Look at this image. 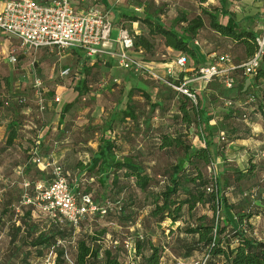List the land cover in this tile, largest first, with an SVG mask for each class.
Listing matches in <instances>:
<instances>
[{
    "label": "rangeland",
    "instance_id": "obj_1",
    "mask_svg": "<svg viewBox=\"0 0 264 264\" xmlns=\"http://www.w3.org/2000/svg\"><path fill=\"white\" fill-rule=\"evenodd\" d=\"M105 1L106 3L104 0H89L83 9L97 4L105 9L114 26L111 34L113 40L118 38V27L122 26L131 36H145L155 43L154 55L138 52L137 57L143 62L147 60L157 62L176 57L165 48L162 39L149 36L146 25L141 22L130 23L118 13L135 14L142 19L148 13L156 18L155 22H162L166 28L175 26L180 31L187 26V22L181 20L183 17L192 20L202 16L208 24L203 9L220 6L217 0H210L203 5L197 0ZM225 1L224 7L234 19L252 16V19L242 20L241 25L261 34L264 0ZM137 8H141V11H136ZM115 10L118 13L114 12ZM256 14L260 16L253 17ZM221 21L227 23V18L221 17ZM211 33L212 31L207 28L198 34L199 45L196 47L201 50L205 49V46L209 47L207 48L209 52L204 50L202 54L203 60L198 61L200 66H207L213 62L211 54L228 53L236 66L246 62L248 57L243 45ZM79 53L75 54L70 50L61 54L44 53L41 57L28 53L29 61L15 64L5 63L1 56L0 264H20L19 258L11 257L13 247L10 242L13 225L17 227L24 225V221L29 223L33 221V224L42 230L48 228L56 219L54 214L57 215L58 212H51L49 203L41 198L36 187L43 184L38 171L47 169V175L53 179V171L57 167L62 169L68 186L76 197L77 205L82 203L83 197L86 196L85 192L90 191L88 197L97 208L110 210L107 215L97 211L93 214L89 213L75 228L72 238L59 241L58 246L66 252V264H75L78 241H90L92 237H98L103 230L107 232L104 236H99L102 247L112 249L126 263L133 261L136 242L142 236L145 244L151 242L156 247L164 248V252L170 255L169 259L175 264H202L206 258L205 252L198 250L191 257H187L188 246L192 244L193 238L184 231L194 223V218L204 214L211 215L206 208L198 206L193 213V219H190L185 211V220L176 224L171 221L157 224L149 217L152 200H145V196L129 181L121 182V186L128 189L119 197L120 203H116L114 200L118 198L113 197V193L108 190L107 193L95 176L87 173L80 176L76 169L78 163H83L84 166L89 163L92 152L97 150L100 137L105 135L116 140V153L119 158L133 156L144 165L153 179L149 191L159 192L166 185L167 170L181 157V153L177 150L160 149L161 134L179 133L194 147L204 145L201 130L196 125L188 129L181 123L179 112L181 95L146 71L134 76L116 65L114 60L93 61L83 52ZM209 56L211 58H208ZM24 66L26 70L23 69ZM192 66L189 61L187 69ZM68 68L71 70L70 74L62 76V71ZM88 68H90L89 73H86L85 69ZM24 72L27 75L26 80L22 82ZM180 72L181 70L177 69L176 78ZM253 78L254 76H245L240 71L232 89L226 88L222 80H214L205 87L204 99L201 96L198 99H202L199 102L203 103V107L212 117L211 130L204 128L202 134L208 139H213L214 144L211 146L213 153L224 152V157L216 156L211 170L208 166H202V169L206 177L212 179L210 185L212 189H215L214 181L217 177L223 183V195L230 208L225 210L223 207L216 221L221 226L228 227L230 236L225 243L228 249L230 246L228 242L234 238L233 224L236 225L239 215H250L252 219L250 223L253 225L249 224L248 218H245L244 222H247L245 228L251 227L252 232L255 231L259 238L264 239V144L261 143L257 148L258 151L254 152L255 163L252 164L250 160L247 166L248 156L241 155V150L229 148L230 141L227 140L234 131L239 135L248 136L254 124L264 128L262 122L264 83L255 84ZM36 79L41 80L45 87L44 113H41L37 106L33 88ZM82 79L87 80L88 91L79 95L75 88ZM133 86L142 89L135 91L133 97L137 119L129 118L124 122L117 120L110 126L109 120L113 110L118 106L126 108V92ZM202 87H204L202 84L194 85V89H202ZM142 93L148 95L149 99ZM201 95L203 96V93ZM56 97L60 98L59 103L55 102ZM22 99L23 103L20 102ZM158 102L162 103V106L153 110L151 106ZM229 102L232 103L231 106L227 104ZM68 104L70 107L64 111ZM244 115L248 120L243 118ZM11 121L16 124L18 138L13 146L8 147V124ZM259 139L258 137L257 140ZM249 156L252 157V154ZM38 159L41 164L49 166L44 168L38 163ZM247 167H255L257 172L254 175L243 173L242 171ZM238 173L244 174L242 180H238ZM257 186L260 188L257 200H251L243 195ZM10 197L13 198L12 206L8 214L2 218L5 201ZM132 200H136V204L133 207L128 206ZM122 206H127L126 215L131 217L129 222L124 223L120 220ZM29 211L32 213L31 222L26 218V213ZM126 243L132 245L131 251L127 250ZM51 250H44V256L41 258L31 257L28 264L51 263L54 259V254H50Z\"/></svg>",
    "mask_w": 264,
    "mask_h": 264
},
{
    "label": "trees",
    "instance_id": "obj_2",
    "mask_svg": "<svg viewBox=\"0 0 264 264\" xmlns=\"http://www.w3.org/2000/svg\"><path fill=\"white\" fill-rule=\"evenodd\" d=\"M197 1L203 5L210 0ZM217 1L220 2L219 7H205L203 9V13L208 18V24L202 16H197L192 20H187L183 17L181 20L182 22H187V26L180 31L175 26L166 28L162 22H155L156 18L148 13L142 19L135 14L130 15L126 12L118 13L117 10L114 12H117L119 16L124 17L130 23L141 22L146 25L149 30V36L162 39L165 48L171 49L176 58L178 56H184L187 62L195 60L196 46L194 42L197 41L198 34L201 30L209 28L223 39H231L236 44L243 45L248 57L247 62L260 49L257 40L261 35L253 29L241 25L242 20L247 18L252 19V16H246V18H240L239 20L234 19L224 7L226 1ZM104 2L106 3L105 0ZM259 16L256 14L253 17L258 18ZM221 17H226L227 23H223ZM133 49L136 52L142 51L145 54L154 55L155 43H152L145 36H134ZM71 51L75 54L82 52L78 49ZM173 61L175 60L173 59ZM89 70L90 68L85 69L86 73H89ZM240 71L243 73V70L238 68L233 71L232 75L236 78ZM188 75V71H181L177 79L168 77L167 80L174 85H179L184 77ZM131 76L133 78V75ZM253 81L255 84L264 82V47L260 57V67ZM86 87L87 80L82 79L78 81L75 90L79 95H82L88 91ZM141 90L138 86H133L128 89L126 92V108L118 106L113 110L109 120L110 126L117 120L124 122L129 118L132 120L137 119L133 97L135 91ZM142 94L149 99L148 95L145 93ZM200 100H198L197 105H194L185 96L181 95L179 112L181 114V123L186 128L190 129L192 125H196L201 130V139L204 141V145L194 147L179 133L175 135L161 134L160 149L164 151L177 150L181 153V157L175 165L167 170L166 185L159 192L154 193L149 191L153 179L144 165L133 156L119 158L116 153V140L105 135L100 137L97 150L92 152L89 166L85 168L83 163H78L76 169L80 171V176L85 173L95 176L99 185L106 189L105 191L107 193L110 191L113 193V197L118 198V200H114L116 203H120L119 197L128 189V187H122L121 182L129 181L137 191L145 196V200H152V210L149 213V217L157 224H163L166 221H171L173 224H176L181 220H185V211L188 217L193 219V213L198 206L206 208L207 211L211 212V215L204 214L194 218V223L190 224L184 231L188 236L193 238L192 244L188 246L187 257H191L194 252L199 250L205 252V257H207L205 264H264V241L257 239L253 235L251 227L246 229L244 226L247 223L244 222L245 218H248V222L251 224L250 215H239L238 222H236V225L233 224L232 235H234V238L231 242H228L230 245L229 249L225 246L230 236L227 231L228 227L221 226L216 221L223 207L225 210L230 208L227 199L223 195V183L217 177L214 181L215 189L209 191L208 189L211 188L212 179L207 178L202 169V166L207 167L214 163L216 156L224 157V152L219 151L213 153L211 149V146L214 144L213 139H208L202 134V129L204 128L205 130H211L210 123L212 117L205 107H203V103L199 102ZM161 106L162 103L158 102L151 107L155 110ZM65 107L66 109L64 111H67L70 105L68 104ZM8 128L9 136L7 146L10 147L17 140L18 131L14 123H11ZM249 136L251 135L242 136L234 131L233 135H230L227 140L233 142ZM250 160L254 164L252 157L248 158L247 164L249 165ZM256 169L255 167H247L246 172L254 175L257 172ZM243 173H238V180H242L244 177ZM38 174L41 177V183L44 185L47 186L52 181V178H49L47 175V169L38 171ZM251 190L245 192L243 195L245 196ZM75 193H77L76 190ZM89 194L90 191L85 192L86 196ZM5 202L6 205L2 212V218L8 214L9 208L12 206L13 198L10 197ZM135 204L136 200H132V203L128 206L133 207ZM106 210L107 214H109L110 210ZM126 210L127 206L120 208V220L124 223L129 222L131 219L130 216L126 215ZM26 218L30 222L32 221L31 211L26 213ZM12 229L13 233L11 234L10 244L13 247V255L11 257L19 258L20 264H28L29 259L33 256H36V258L43 257L44 250L46 249H52L51 251H54L56 254L55 264H66V252L58 246V243L61 240L72 238L75 230V227L66 220L56 218L48 228L42 230L33 224V221L32 223L24 221V225L17 227L13 225ZM106 232V230H103L99 236H104ZM99 236L92 237L90 241H78L75 264H165L163 262L164 248L156 247L151 242L145 244L144 241L138 239L133 261L126 263L112 249L103 248ZM147 249L149 251L148 255L145 254Z\"/></svg>",
    "mask_w": 264,
    "mask_h": 264
},
{
    "label": "built area",
    "instance_id": "obj_3",
    "mask_svg": "<svg viewBox=\"0 0 264 264\" xmlns=\"http://www.w3.org/2000/svg\"><path fill=\"white\" fill-rule=\"evenodd\" d=\"M82 3L85 0H81ZM136 11L140 12L141 8ZM114 27L107 13L95 6L78 10L71 0H50L39 2L37 0H7L0 11V30L9 36L16 37L21 48L25 53L36 55L42 50L56 52L57 54L66 51L78 49L81 50L88 59L96 61L103 60L107 57L115 58L119 67L132 74L148 72L156 80L169 86L180 95L185 96L194 105L198 104V93L194 89V84H202L206 87L214 80H222L226 88L232 89L235 86L236 78L232 75L233 71L241 68L243 75L255 76L260 67V57L264 47V17L262 18V33L258 38L260 47L258 53L247 62L236 66L228 53L213 55V62L207 66H198L192 70L187 69V59L184 56H178L173 62V67H178L181 71H188L189 75L184 77L179 85L170 83L166 78L159 76L153 71L146 68L142 60L134 58L130 51L133 49L134 37L130 35L125 28L119 29L117 43L121 47V52L116 54L112 52L108 45L111 43V34ZM198 46V41L194 42ZM142 52V51H140ZM12 63L16 62L13 57ZM173 67L168 69V75H173ZM71 70L62 71V76H68ZM36 96L37 106L41 113L46 111L44 101L45 87L41 80L36 79L33 84ZM21 103L24 102L22 99ZM55 102L59 103L60 98L56 97ZM229 106L231 102L227 103ZM244 119L248 120L246 115ZM36 155V153H34ZM40 165L41 161L37 160ZM47 168L49 165H43ZM214 163L208 166L211 170ZM53 179L49 185L40 184L36 187L42 199H45L51 208L52 213L58 212L54 217H59L72 226L77 228L82 219L89 213L100 212L102 215L107 214L106 209L97 208L88 196L83 197L80 205L76 203V197L70 190L62 169L57 167L53 171ZM213 190L212 188L208 189ZM259 188L254 187L250 192L245 194L246 198L257 200ZM139 240L144 241L142 236ZM127 250L133 249L130 243H126ZM53 261L48 264H55L56 254ZM207 257L202 264H205Z\"/></svg>",
    "mask_w": 264,
    "mask_h": 264
},
{
    "label": "crops",
    "instance_id": "obj_4",
    "mask_svg": "<svg viewBox=\"0 0 264 264\" xmlns=\"http://www.w3.org/2000/svg\"><path fill=\"white\" fill-rule=\"evenodd\" d=\"M6 1L7 0H0V11L2 10V8H3V6H4V4H5ZM37 1H39V2H46V1H50V0H37ZM88 1L89 0H85V2L82 3L81 0H71V3L78 10H82L83 9V6L86 5V3ZM95 7H97L98 9H100L103 12L106 13L105 9L101 5H98L97 4V5H95ZM121 27H118V29H120ZM211 34H215V32L212 31ZM108 47H110L111 51L112 52H115L116 54H118V53L121 52V47H120L119 43H117V39L113 40L111 38V43L108 45ZM207 48H209V47H207ZM207 48H206V46H205V49H203V50L199 49V47H196L195 48L196 58H195V60H190V62L192 63L193 66L191 68L188 67V70H192L195 67L200 66L198 64V61L203 60L204 57H203L202 54H204V50H206L207 52H209V50ZM168 51L172 52V55L175 56L174 53H173V51L171 49H168ZM44 53H51L52 54V52H50V51L42 50L39 53H37L35 56H38L39 55V57H41ZM140 53H142V52H140ZM130 54L134 58H137L138 59V57H137L139 55L138 52L132 50V51H130ZM1 56H3L4 62L5 63H8V64L9 63H12L10 61V59L13 58V57L16 59V62L15 63L20 62V61H22V62L25 63V62H27V61L30 60V57H29L28 53H25V51L21 48V43H20L19 40L16 37L9 36V35H7L6 33H4L3 31L0 30V59H1ZM210 56L212 57L213 55L211 54ZM210 56L208 58H211ZM109 59L114 60L115 61V64L118 65V63H117V61H116L115 58H110V57H107L106 58V60H109ZM173 62H174L173 61V58L171 57V59H169V60H162V61H157V62H148L147 61V62H143V63L144 64L146 63L145 64L146 68H148L149 70H151L154 73L158 74L159 76H162L163 78H166L167 79L168 77L169 78H176L175 77L176 76V72H177V69H179V68L176 67V66L173 67ZM15 63H13V64H15ZM91 64H93V63H91ZM170 67H173V75H171V76L168 75V69ZM25 68L26 67L24 66L23 69L26 70ZM26 75H27V73L24 72L23 73L24 78L21 79L22 82H24L26 80ZM204 89H205V87H202V89H196L198 95L201 96L202 99H204V93H205ZM255 89H257V88H255ZM202 93H203V96L201 95ZM25 114H27V112H25ZM262 120H263L262 122H264V119L263 118H262ZM11 123H13V121L9 122L8 127H9V125ZM250 135L251 136H249V137L242 138L240 140H236V141L230 142L229 148H231L233 150H237V149L238 150H241V155L243 154L245 156H248V158H250L249 155L252 154V158L254 159V156H255V153L254 152H257L258 151L257 148L260 146L261 143L264 144V128L263 127H260L259 124H254V125H252V130L250 131ZM258 137L260 138L259 140L261 142L259 140H257ZM242 157H244V156H242ZM254 163H255V161H254ZM89 164H90V160H89V163L87 165H85L84 167L85 168L88 167ZM246 165H248V164H246ZM243 172H246V170H243ZM79 174H80V171H79ZM258 204H260V203H258ZM256 218H258V217H256ZM251 221H252V219H251ZM251 224L253 225V223H251ZM252 233H253V235L257 239L264 241V239H262L261 237L259 238L257 236V234H256L255 231L252 232ZM145 254L148 255L149 254V251L147 252V250H146L145 251ZM169 258H170V255L168 256L167 253L164 252L163 262L165 264H175Z\"/></svg>",
    "mask_w": 264,
    "mask_h": 264
}]
</instances>
